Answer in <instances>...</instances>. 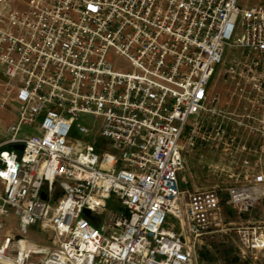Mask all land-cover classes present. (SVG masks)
I'll use <instances>...</instances> for the list:
<instances>
[{"label": "built area", "instance_id": "built-area-1", "mask_svg": "<svg viewBox=\"0 0 264 264\" xmlns=\"http://www.w3.org/2000/svg\"><path fill=\"white\" fill-rule=\"evenodd\" d=\"M227 46L239 54L221 72ZM0 67L18 102L0 140V264H193L222 203L240 215L258 200L264 0H0ZM215 75L233 83L234 111L212 93ZM81 114L99 117L101 147L83 125L71 138ZM209 139L255 156L256 175L232 174L224 195L185 194L181 141ZM30 227L51 246L30 241ZM237 233L264 251V230Z\"/></svg>", "mask_w": 264, "mask_h": 264}, {"label": "rangeland", "instance_id": "rangeland-1", "mask_svg": "<svg viewBox=\"0 0 264 264\" xmlns=\"http://www.w3.org/2000/svg\"><path fill=\"white\" fill-rule=\"evenodd\" d=\"M254 1L240 0V4H252ZM238 54L239 51L237 49L226 47V64L219 68L221 72L228 61ZM107 58L117 68L124 67L127 64L124 57L111 52ZM211 88L212 93L219 96V106L230 112L234 111L237 102L234 95H232L233 83L229 78L224 79L215 75L211 81ZM15 97V92H6L5 79L0 67V140L3 138L5 128L17 120L18 102ZM76 124L86 126L89 129L88 135L86 137L82 136L84 140L93 143L98 142V147L103 145L98 132L99 117L89 114L79 115L74 121L70 133L72 139L81 138V134L75 128ZM32 133L34 131L31 126H21V135ZM216 144L213 139H209L206 142L197 140L194 146L191 147L186 145L185 140L181 141L185 165L179 172V178L180 189L185 194L199 189L216 187L221 188L224 195V189L233 185L229 184L232 181L230 177L232 174L238 176L239 180L245 178L250 180L253 175H256L255 170L250 171L256 168L254 166L255 156L242 153L237 158H232L229 153L225 154L223 152L222 146H216ZM243 160L247 161L245 166L249 168V172L237 173L236 169H239V165L242 164ZM253 185L258 190L259 197L248 212L238 215L225 204H221L220 219L197 239L193 264H264V251L251 252L245 250L240 244L237 233L239 229L246 226L264 230V184ZM169 221L171 223L175 222L172 218ZM27 237L30 241L42 247L51 246L49 234L40 232L35 227L29 228Z\"/></svg>", "mask_w": 264, "mask_h": 264}, {"label": "water", "instance_id": "water-1", "mask_svg": "<svg viewBox=\"0 0 264 264\" xmlns=\"http://www.w3.org/2000/svg\"><path fill=\"white\" fill-rule=\"evenodd\" d=\"M12 148H13V149H17V150H21V149H22V145H21V144H14V145H12ZM42 197H44L43 194H42ZM84 213H85L86 215L89 214V212H88L87 210H85Z\"/></svg>", "mask_w": 264, "mask_h": 264}]
</instances>
